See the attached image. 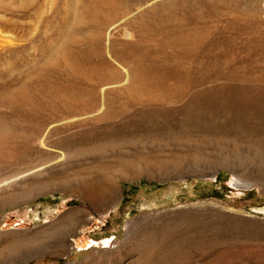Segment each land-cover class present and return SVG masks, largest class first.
<instances>
[{"label": "rangeland", "instance_id": "rangeland-1", "mask_svg": "<svg viewBox=\"0 0 264 264\" xmlns=\"http://www.w3.org/2000/svg\"><path fill=\"white\" fill-rule=\"evenodd\" d=\"M0 31V180L45 166L2 194L0 264H264V0H0Z\"/></svg>", "mask_w": 264, "mask_h": 264}, {"label": "bare ground", "instance_id": "bare-ground-1", "mask_svg": "<svg viewBox=\"0 0 264 264\" xmlns=\"http://www.w3.org/2000/svg\"><path fill=\"white\" fill-rule=\"evenodd\" d=\"M81 18L80 16H78V19ZM120 23V22H119ZM118 26V25H117ZM116 26V27H117ZM114 27V26H113ZM115 28V27H114ZM111 32V31H110ZM109 32V33H110ZM2 33L0 31V48L6 46V44H11V40H8L5 36V38H2L1 37ZM110 35V34H108ZM107 35V36H108ZM111 36V35H110ZM109 38H107L108 40ZM110 42V40H109ZM63 50V49H62ZM69 52V51H68ZM66 53V52H65ZM51 66H59V65H65V67H67V69L73 73L74 75H78L81 71L80 69V65L77 63V61L75 59H73L68 53L67 54H64L62 51L58 52L57 55H55V58H53V60L51 61ZM79 77V76H78ZM82 77V76H81ZM135 81L133 79H130V74L129 73H126V77H125V82L123 83V85H127V88H133L135 89L138 93H141L140 91H142V89L138 88L135 86ZM113 86V85H112ZM111 86V87H112ZM116 86V85H115ZM108 87V86H107ZM14 93V92H13ZM8 94H6L7 96ZM61 95V94H60ZM104 95L105 93H103L102 91V107L105 106V103H104ZM34 96V95H33ZM70 96V95H69ZM31 97V96H30ZM59 97V96H58ZM61 97V96H60ZM59 97V98H60ZM63 97V96H62ZM61 97V98H62ZM66 97V96H65ZM3 98V96H2ZM1 98V99H2ZM7 98V97H6ZM68 100L69 103H75L74 102V99L71 98V97H66ZM63 99V98H62ZM34 100V99H33ZM30 101V98L28 96V93L25 91V90H22V91H19V92H16L14 93L11 98H8L7 100H5L4 102L5 103H16L18 105H24V104H27L29 103ZM31 103V102H30ZM1 104V103H0ZM7 105V104H5ZM74 105V104H73ZM1 106V105H0ZM12 106V105H11ZM80 117L79 116H75V117H72V118H65L64 121H67V122H73V121H76L78 120ZM3 123V122H1ZM65 123V122H64ZM63 123V124H64ZM10 124V123H9ZM13 124V123H12ZM17 126V125H16ZM19 127V126H18ZM18 130L12 126V125H8V124H3L0 128V133L2 134V136H4L3 138L5 139H12V138H15V136L17 135V132ZM21 131V130H20ZM24 131V130H23ZM25 132V131H24ZM21 133V132H20ZM30 133V132H29ZM36 133V132H35ZM0 134V136H1ZM33 134V133H32ZM23 135V133L21 134ZM36 134H34L35 136ZM47 135V133H46ZM46 135H40L39 137V143L42 145V146H45V141H46ZM26 136V135H25ZM33 136V138H34ZM38 136V134H37ZM18 138V136H17ZM25 138V137H24ZM28 138V137H27ZM30 138V137H29ZM32 138V139H33ZM9 141V140H8ZM35 141V140H34ZM62 154V153H61ZM63 156V155H62ZM59 162V161H58ZM61 162V161H60ZM44 170H45V166L44 165H39L37 167H34V168H31L29 169L28 171H26L23 175H17L15 177H11V178H7V179H3V180H0V202L2 203H5L7 202V200L13 198L14 196H2V194H5L7 192H9L13 187L21 184L22 181H19L20 179H24L27 178L28 176H38V175H42L44 173ZM96 177V176H95ZM103 177V176H102ZM91 178V177H89ZM94 178V176H93ZM100 178V177H99ZM99 178H94V179H86V180H82V181H79L78 184L76 186H72L71 189H78L80 191V196L85 199L89 204H94V201L96 200H102L104 199V196L102 197V195L100 194V191L99 189H97L99 186L100 183H103L105 184V187H107V189H112V184H113V181L111 180V178H107L105 177V179L103 178V181ZM106 189V190H107ZM111 191V190H110ZM111 193H108V195H110ZM14 195V194H13ZM151 196V195H150ZM149 196V197H150ZM153 198V196L151 197ZM106 202H108V200H106ZM256 211L258 212H261V213H264V207H261V208H256L255 209ZM81 213V211H70L69 213L66 214V219L67 220H80V216L79 214ZM114 240V238L110 239H106V240H103L101 244H103L104 246H108L112 241ZM94 242L96 241H93V240H90L89 244L88 245H92ZM14 244V243H13ZM17 245V244H16ZM96 245V244H95ZM110 246V245H109ZM13 248H16L17 246L13 245L12 246Z\"/></svg>", "mask_w": 264, "mask_h": 264}]
</instances>
